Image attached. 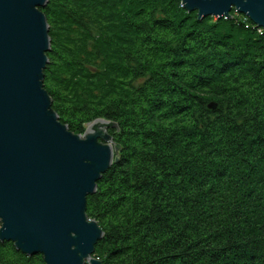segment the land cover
<instances>
[{
	"label": "trees",
	"instance_id": "obj_1",
	"mask_svg": "<svg viewBox=\"0 0 264 264\" xmlns=\"http://www.w3.org/2000/svg\"><path fill=\"white\" fill-rule=\"evenodd\" d=\"M41 12L59 121L76 135L117 126V160L86 199L103 232L93 257L264 264V31L179 0H48ZM0 264L44 262L0 242Z\"/></svg>",
	"mask_w": 264,
	"mask_h": 264
},
{
	"label": "water",
	"instance_id": "obj_2",
	"mask_svg": "<svg viewBox=\"0 0 264 264\" xmlns=\"http://www.w3.org/2000/svg\"><path fill=\"white\" fill-rule=\"evenodd\" d=\"M179 1L199 19L234 10L264 31V0ZM47 3L0 0V242L44 264H101L93 254L103 232L86 199L117 160L107 132L117 126L97 119L76 135L52 110L43 88Z\"/></svg>",
	"mask_w": 264,
	"mask_h": 264
},
{
	"label": "bare ground",
	"instance_id": "obj_3",
	"mask_svg": "<svg viewBox=\"0 0 264 264\" xmlns=\"http://www.w3.org/2000/svg\"><path fill=\"white\" fill-rule=\"evenodd\" d=\"M246 19H247V18L245 17L244 20H246ZM253 26H254V25H253ZM255 28H257V29H262V28H258V27H256V26H255ZM258 33L261 34V33H262V30H260Z\"/></svg>",
	"mask_w": 264,
	"mask_h": 264
},
{
	"label": "rangeland",
	"instance_id": "obj_4",
	"mask_svg": "<svg viewBox=\"0 0 264 264\" xmlns=\"http://www.w3.org/2000/svg\"><path fill=\"white\" fill-rule=\"evenodd\" d=\"M224 18H225V17H224ZM213 19H214V20H216V18H215V17H213ZM87 126H88V125H84V128L86 129V128H87Z\"/></svg>",
	"mask_w": 264,
	"mask_h": 264
},
{
	"label": "built area",
	"instance_id": "obj_5",
	"mask_svg": "<svg viewBox=\"0 0 264 264\" xmlns=\"http://www.w3.org/2000/svg\"><path fill=\"white\" fill-rule=\"evenodd\" d=\"M246 27H247V26H246ZM256 30H257V32H259V31L262 30V29H257V28H256Z\"/></svg>",
	"mask_w": 264,
	"mask_h": 264
}]
</instances>
